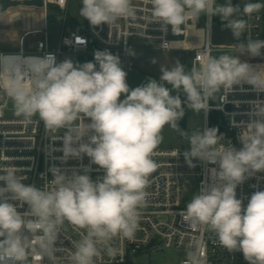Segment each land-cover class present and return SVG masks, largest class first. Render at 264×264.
<instances>
[{
  "label": "clouds",
  "instance_id": "obj_1",
  "mask_svg": "<svg viewBox=\"0 0 264 264\" xmlns=\"http://www.w3.org/2000/svg\"><path fill=\"white\" fill-rule=\"evenodd\" d=\"M148 3L147 23H159L163 31L171 26L173 34L183 35L194 30L201 15L219 16L237 40L247 28L237 14L251 16L264 8L251 0L242 9L232 0ZM79 15L93 27H118L121 19L137 18L133 0H81ZM197 35L205 37L204 30ZM179 44L164 42L161 47L170 50ZM262 49L264 41L249 37L246 44H235L239 55L200 54L190 70L179 61L172 67L161 65L159 82L150 78L131 90L119 56L107 50L95 51L94 62L83 64L57 62L54 54H47L0 68V90L12 101L14 115L26 125L42 123L53 144L61 141L59 148L50 145L48 154L61 152L56 157L60 165L85 156L90 161L82 169L51 166L41 174L42 187L25 184L22 169L0 164V264H101L105 258L115 264L123 256L121 242L133 241L140 230L151 177L159 167L155 150L166 125L188 141L183 156L190 168L196 166L194 160L214 166L179 213L197 233L185 246L182 264H208L207 233L229 253H242L247 264H264V190L255 191L246 207L236 193L246 179L264 172V101L252 102L254 118L243 125L239 149L231 141L222 142L217 127L203 126L190 135L180 127L185 105L207 114L209 101L222 90L227 94L247 84L264 93V65L242 60L261 56ZM225 100L226 95L220 101ZM91 165L103 170L102 178H91ZM25 205V211L18 210ZM69 229L77 238L66 249Z\"/></svg>",
  "mask_w": 264,
  "mask_h": 264
},
{
  "label": "built area",
  "instance_id": "obj_2",
  "mask_svg": "<svg viewBox=\"0 0 264 264\" xmlns=\"http://www.w3.org/2000/svg\"><path fill=\"white\" fill-rule=\"evenodd\" d=\"M15 1H19L21 4L18 6H22L26 0ZM235 1L241 9L246 2H249V0ZM42 2L43 5L39 7H42L45 13L50 5L67 11L69 4V0H42ZM251 2L264 4V0H251ZM133 3L137 13L136 20L121 19L118 22V27H109L106 24L93 27L87 21L86 27L65 29L56 46L50 43L46 29L44 38L38 42L34 49H0V68L23 64L25 58L30 56L43 57L47 54H54L57 62H62L64 54L70 51H117L126 60L125 57L131 49L140 43H154L163 49L161 45L164 42L171 43L173 38L178 36L186 37L185 32L183 35L173 34L171 26H168L167 31H163L159 23L148 24L145 19L150 15L151 4L148 3V0H133ZM14 7L17 6L9 8ZM237 19H244L247 23V28L240 39L234 38L233 42L228 45H213V17L209 19L205 15V37L203 40L210 42L211 45L204 47L203 43L200 47L179 48L193 51L190 69L197 66L200 54L215 56L216 53L219 54L225 50L234 51L235 44H246L249 37L253 40L264 41V8L251 16L237 14ZM209 24L210 28L208 27ZM224 95H226V100L220 101ZM8 100L9 98L0 90V164L14 165L22 169L21 174L27 176L23 182L35 184L37 187L44 186L45 181L41 178V174L47 173L53 165L61 166L67 170L82 169L83 166L89 165L90 161L86 156L81 160L71 159L66 164L60 165L56 157L61 156L62 153L55 152L49 155L48 150L50 145L57 148L61 147V141L58 140L53 144L45 135L42 123L26 125L21 122L22 118L20 117H6L4 109ZM257 100L264 101V93H257L251 85L234 86L233 90L227 94L222 90L217 103L209 101L210 110L207 114L204 113L205 126L214 127L210 115L214 110L221 111L225 116L226 124V127L219 131V134L224 138L222 142L231 141L233 146L239 149L241 144L238 137L245 130L243 125H247L254 118L251 116L252 102ZM228 105L229 108H227ZM232 121L242 124V126L234 127ZM186 150L188 148L183 147H158L155 150L154 159L159 167L151 177L150 202L147 208L143 210L141 227L136 238L133 241L121 242L123 256L117 257L115 264H138L139 258L166 249L182 252L184 257L179 258L177 263L182 264L185 258V246L196 237L197 233H194L187 224L182 222L179 213L186 208L187 203L191 200L189 194L192 191L195 194L199 191L201 183L206 181L208 177L209 168L214 167L194 160L193 163L196 166L190 168L183 156V152ZM91 168L90 176L94 181L102 178L104 173L99 166L91 165ZM48 175L50 179V173ZM258 190H264V172L256 173L239 185L236 189L237 198L241 199L243 206L246 207L250 196ZM26 209L27 205L18 210L25 211ZM67 237L64 240V247L70 249L71 241L77 237L71 229L68 230ZM204 240L208 264H247L242 253H229L218 244L212 234H205ZM101 264H110V262H107L105 258ZM146 264L152 263L147 262Z\"/></svg>",
  "mask_w": 264,
  "mask_h": 264
},
{
  "label": "rangeland",
  "instance_id": "obj_3",
  "mask_svg": "<svg viewBox=\"0 0 264 264\" xmlns=\"http://www.w3.org/2000/svg\"><path fill=\"white\" fill-rule=\"evenodd\" d=\"M81 7V0H69L68 9L63 10L57 6L50 5L47 12L39 6L22 5L9 9L8 11H0V49L4 50H18V49H34L38 42L44 38L45 30L47 29L50 43L53 46L58 44L60 35L65 29L86 27L87 20L79 15ZM189 26L193 22H188ZM205 15H201L199 20L195 22L194 30H186V37H174L172 42L179 41L178 48L171 50H163L156 44L140 43L134 46L127 54L126 60L124 56L117 51H109L113 55H118L121 61L123 70L127 73L126 83L130 90L146 83L148 79H155L159 82L161 72V65L168 67L174 66L179 61L185 66L186 70H190V63L193 57V51L179 48H191L202 45L204 37L197 35L199 30H204ZM212 43L213 45H228L233 42L234 36L230 29H225L221 25L214 23L212 27ZM202 39V40H201ZM93 42V41H92ZM95 45V44H94ZM97 47V46H95ZM102 51V50H100ZM262 55L257 57H242V60L248 62L252 66L264 65V51ZM222 54L239 55V53L231 50H225L216 53L215 56ZM71 59L76 64H83L85 62H94V52L91 51H70L66 52L63 60ZM156 63H153V60ZM221 93V92H220ZM216 95L212 103L219 101V95ZM173 94H177L173 92ZM182 102L186 100L183 93H179ZM125 98L124 94L121 99ZM186 122L184 125L180 122V127L189 135L205 126L204 113H195L188 109L185 105ZM6 117H16L12 101L9 99L7 106L4 109ZM163 140L158 147H183L188 148V141L178 132L172 130L167 125L162 130ZM195 192L189 194L191 199ZM184 257L182 252L166 249L159 253H153L150 256H143L139 258L138 264H177L178 259Z\"/></svg>",
  "mask_w": 264,
  "mask_h": 264
},
{
  "label": "trees",
  "instance_id": "obj_4",
  "mask_svg": "<svg viewBox=\"0 0 264 264\" xmlns=\"http://www.w3.org/2000/svg\"><path fill=\"white\" fill-rule=\"evenodd\" d=\"M218 3L223 4L225 3V0H218ZM233 5H236V1L232 0ZM237 18V16L235 17ZM214 23L221 25L223 28L228 29L227 27H225L226 22L223 21L219 16H214ZM211 121L212 123H214V127H217L220 130H223L226 127L225 124V116L221 111L218 110H214L211 115H210ZM182 125L185 124L186 122V113L185 116L183 118V120L180 121Z\"/></svg>",
  "mask_w": 264,
  "mask_h": 264
},
{
  "label": "water",
  "instance_id": "obj_5",
  "mask_svg": "<svg viewBox=\"0 0 264 264\" xmlns=\"http://www.w3.org/2000/svg\"><path fill=\"white\" fill-rule=\"evenodd\" d=\"M21 3L19 1H15V0H0V11L4 12L6 11L9 7L11 6H18ZM22 5H28V6H32V5H36V6H42L43 2L42 0H26L25 2H23ZM191 22V21H189ZM227 108H229V105L227 106Z\"/></svg>",
  "mask_w": 264,
  "mask_h": 264
},
{
  "label": "crops",
  "instance_id": "obj_6",
  "mask_svg": "<svg viewBox=\"0 0 264 264\" xmlns=\"http://www.w3.org/2000/svg\"><path fill=\"white\" fill-rule=\"evenodd\" d=\"M9 9H11V8H9ZM9 9H7L6 11H8ZM5 12V11H4ZM191 23H192V21H191ZM19 50V49H18Z\"/></svg>",
  "mask_w": 264,
  "mask_h": 264
}]
</instances>
